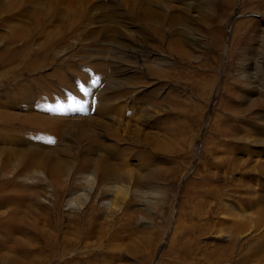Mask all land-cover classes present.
<instances>
[{
	"label": "rangeland",
	"instance_id": "obj_1",
	"mask_svg": "<svg viewBox=\"0 0 264 264\" xmlns=\"http://www.w3.org/2000/svg\"><path fill=\"white\" fill-rule=\"evenodd\" d=\"M0 264H264V0H0Z\"/></svg>",
	"mask_w": 264,
	"mask_h": 264
},
{
	"label": "snow or ice",
	"instance_id": "obj_2",
	"mask_svg": "<svg viewBox=\"0 0 264 264\" xmlns=\"http://www.w3.org/2000/svg\"><path fill=\"white\" fill-rule=\"evenodd\" d=\"M81 91H84V92H86L87 90L84 88V86L83 85H81Z\"/></svg>",
	"mask_w": 264,
	"mask_h": 264
}]
</instances>
